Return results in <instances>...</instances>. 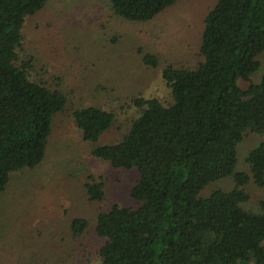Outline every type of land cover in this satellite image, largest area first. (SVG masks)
<instances>
[{"label": "trees", "instance_id": "1", "mask_svg": "<svg viewBox=\"0 0 264 264\" xmlns=\"http://www.w3.org/2000/svg\"><path fill=\"white\" fill-rule=\"evenodd\" d=\"M180 1L106 0L114 17L138 24ZM48 2L0 0V202L13 174L42 163L54 119L66 113L93 158L138 175L130 191L135 206L113 205L95 219L100 264H264V199L245 209L247 186L264 190V70L251 81L264 53V0H216L193 66L162 70L170 99L131 98L136 116L108 143L102 140L116 114L76 105L57 85L33 80L32 60L21 58L25 22ZM138 53L144 66L158 67V55ZM247 133L261 137L245 157L249 173L237 169ZM226 179L231 189L202 196ZM88 181L89 200L102 202V184ZM89 228L81 218L69 223L74 239Z\"/></svg>", "mask_w": 264, "mask_h": 264}, {"label": "rangeland", "instance_id": "2", "mask_svg": "<svg viewBox=\"0 0 264 264\" xmlns=\"http://www.w3.org/2000/svg\"><path fill=\"white\" fill-rule=\"evenodd\" d=\"M216 0H182L149 23H131L114 17L106 0H49L25 22L21 58L32 60L33 80L57 85L76 105L98 106L116 114V123L103 143L118 141L136 116L129 107L133 97L168 101L161 79L168 66L191 67L202 22ZM138 50L159 56V65L142 64ZM251 77L258 83L264 70ZM249 84L243 82L246 88ZM53 122L44 160L33 170L12 175L0 202V264H100V240L92 227L99 212L113 205L134 207L131 188L137 172L116 170L91 156L92 146L82 141L70 116ZM261 137L247 133L238 146L237 169L249 173L247 153ZM89 176L103 186L102 202H92L84 191ZM231 179L214 183L202 193L229 190ZM254 210L264 190L247 186ZM88 221L90 228L74 239L69 223Z\"/></svg>", "mask_w": 264, "mask_h": 264}]
</instances>
